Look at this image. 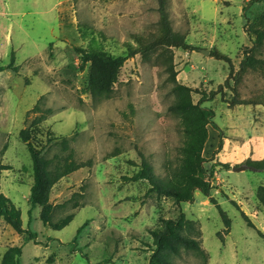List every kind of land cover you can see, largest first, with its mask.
<instances>
[{
  "label": "rangeland",
  "instance_id": "rangeland-1",
  "mask_svg": "<svg viewBox=\"0 0 264 264\" xmlns=\"http://www.w3.org/2000/svg\"><path fill=\"white\" fill-rule=\"evenodd\" d=\"M166 1L173 29L197 49L129 58L113 94L94 100L89 68H80L76 49L97 45L125 54L126 45L134 44L132 35L157 33L158 0H0V67H7L0 72V186L22 211L26 230L18 234L0 220V263L13 246L22 247L21 264L151 263L155 245L149 230L162 219H175L178 210L173 199L151 193L146 181L126 178L139 171L143 157L163 180L178 169L184 135L174 108L175 83L205 91L224 84L228 64L201 50L229 56L237 71L245 49L252 47L248 17L264 12V2L244 11L250 0ZM241 90L243 96L264 92V78L249 75ZM192 96L195 102L200 98ZM230 96L227 90L226 98ZM36 105L42 113L50 110L42 126L70 139L78 161H92L50 192L54 220L73 215L62 230L44 226L40 208L28 213L33 165L19 133L41 114L32 111ZM203 106L215 111L213 120L220 128L209 127L203 152L206 166H217L216 185L209 197L196 192L195 201L182 203L181 210L200 230L208 258L180 247L167 251L165 258L169 264H264V237L258 233L264 236V208L256 197L264 170L233 171L245 162L242 156L226 170L217 159L220 139H230L252 159L255 139L264 140V107H231L221 95ZM112 153L117 155L107 158ZM56 154L65 155L53 143L46 156ZM210 197L231 220L229 233ZM29 232L34 237L25 241Z\"/></svg>",
  "mask_w": 264,
  "mask_h": 264
},
{
  "label": "trees",
  "instance_id": "trees-1",
  "mask_svg": "<svg viewBox=\"0 0 264 264\" xmlns=\"http://www.w3.org/2000/svg\"><path fill=\"white\" fill-rule=\"evenodd\" d=\"M264 2V0H250L244 7L248 11L255 3ZM158 21L157 33L149 36L134 34L133 43L126 45L127 49L123 55L111 54L97 45H91L89 48H77V54L80 60V68H89V92L94 100L109 98L114 92V86L119 81L121 69L129 58L140 54L147 56L149 53L162 50L166 54L174 48L185 51L196 50L197 48L189 44L186 35L173 29L166 0H158ZM247 33L252 39V47L245 49L244 57L236 71L229 56L222 54L217 50L210 51V56L218 61H223L229 66V76L224 84L218 86L216 90H194L191 87L175 83L174 91L176 99L174 108L183 124V145L181 147V158L178 169L166 180L159 178L146 158H142L140 169L132 177L126 178L128 181L138 182L146 181L150 185L149 191L158 196L171 198L174 200L178 210V216L175 219H162L161 225L149 230L155 245L154 253L150 264H169L165 258L166 252L174 247H180L185 250L194 251L204 260L208 256L203 249L200 239L201 232L196 223L188 220L185 213L181 210L182 203H193L196 192L209 197L213 189L212 181L215 178L214 171L216 165L206 166L207 159L203 155L205 146L209 140V127L220 131L214 122L215 111L203 106L205 102L213 101L217 95H221L223 102L229 106H263L264 92H253L250 96H243L242 86L249 75H257L264 78V12L257 14L254 18L248 17ZM12 63L9 68H13ZM165 61L169 55L165 56ZM7 67H0V72ZM16 70V68H14ZM231 93V98H226V91ZM193 94L200 95L197 102L194 101ZM32 111L41 112L39 105H36ZM47 113L41 112L36 115L25 128L21 129L19 138L27 147L33 165V184L29 194V215L40 208V219L44 226L53 230H62L73 220V215H68L59 221L54 220L56 206L50 202V195L53 187L64 177L86 167H91L92 161H78L75 158L74 151L70 146V139L66 137H57L55 133L45 128L43 125L47 119ZM57 144L61 152L65 155L56 154L53 158L46 156V151L52 144ZM223 142L220 139L219 148ZM117 153H112L107 158L115 157ZM243 164L264 170V158L261 160L246 159ZM229 170V164H218ZM256 197L264 208V185H260L256 192ZM210 202L219 210L225 223V232L229 233L231 220L222 210L220 205L213 197ZM77 207V204H74ZM248 226L256 229L249 218L242 213ZM4 220L18 234L26 233L23 228L22 211L17 208L11 200L1 192L0 186V220ZM79 231V230H78ZM258 231V230H256ZM186 232V233H185ZM25 238L28 241L34 237V234ZM259 235L264 237L258 231ZM222 242L224 238L219 234ZM23 250L21 246L10 247L1 258L0 264H21ZM108 261L99 264L107 263Z\"/></svg>",
  "mask_w": 264,
  "mask_h": 264
},
{
  "label": "crops",
  "instance_id": "crops-1",
  "mask_svg": "<svg viewBox=\"0 0 264 264\" xmlns=\"http://www.w3.org/2000/svg\"><path fill=\"white\" fill-rule=\"evenodd\" d=\"M217 143H219V141ZM253 148L254 153L252 155V160L263 159L264 140L258 141L257 139H255ZM215 149H217V147ZM240 156H242L241 159L245 160L250 156V152L240 149L239 145L232 143L230 139H224L222 150L217 155L218 161L230 164L233 167L234 165L232 163L237 162L240 159Z\"/></svg>",
  "mask_w": 264,
  "mask_h": 264
},
{
  "label": "water",
  "instance_id": "water-1",
  "mask_svg": "<svg viewBox=\"0 0 264 264\" xmlns=\"http://www.w3.org/2000/svg\"><path fill=\"white\" fill-rule=\"evenodd\" d=\"M201 52H202L205 56L209 55V53H210L209 50H201ZM232 169H233V171H236V172L244 171V170H247V169H251V170H254V171H257V170H258V169H256V168L250 167V166H248V165H246V164H242V165H239V166H235V167H233Z\"/></svg>",
  "mask_w": 264,
  "mask_h": 264
},
{
  "label": "built area",
  "instance_id": "built-area-1",
  "mask_svg": "<svg viewBox=\"0 0 264 264\" xmlns=\"http://www.w3.org/2000/svg\"><path fill=\"white\" fill-rule=\"evenodd\" d=\"M217 180H218V178H217ZM223 182V181H222ZM212 185H213V187H214V185H216V177L213 179V181H212Z\"/></svg>",
  "mask_w": 264,
  "mask_h": 264
}]
</instances>
